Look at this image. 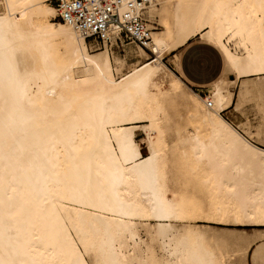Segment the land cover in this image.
Segmentation results:
<instances>
[{
  "label": "bare ground",
  "instance_id": "obj_1",
  "mask_svg": "<svg viewBox=\"0 0 264 264\" xmlns=\"http://www.w3.org/2000/svg\"><path fill=\"white\" fill-rule=\"evenodd\" d=\"M166 7L170 39L153 32V56L125 73L118 56L114 66L107 50L89 53L86 37L55 21L50 0H0V264H147L142 226L161 264H219L198 221L264 226V148L224 118L234 92L222 79L202 96L163 62L200 31L230 70L264 79V0ZM228 30L252 43L245 61L228 50Z\"/></svg>",
  "mask_w": 264,
  "mask_h": 264
},
{
  "label": "rangeland",
  "instance_id": "obj_2",
  "mask_svg": "<svg viewBox=\"0 0 264 264\" xmlns=\"http://www.w3.org/2000/svg\"><path fill=\"white\" fill-rule=\"evenodd\" d=\"M163 1V2H162ZM52 5L55 6L56 0H50ZM172 0H158V3H161L158 7H152L148 10V17L150 21V27L152 29V33L156 32L159 36L163 38L170 39V29L172 28L171 24V12L168 10L166 6L171 4ZM155 8H161V10L154 11ZM169 17V18H168ZM55 21H62L58 16L55 17ZM170 21V23H169ZM167 32V33H166ZM151 33V36L153 35ZM198 35L195 38L201 37L200 31L197 32ZM166 35V36H165ZM256 37V35H254ZM87 40V51L91 54H96L103 50L108 51V55L111 57L113 65H116L115 56H118L121 59L120 65L123 67V71L126 73L130 71L135 65L144 64L148 60L146 58H151L153 55L150 51L148 54L145 53L139 46L135 43L124 42L121 46H113L105 45L104 47H100L94 45L90 40ZM153 40V39H152ZM151 40V41H152ZM208 40V39H206ZM199 41V40H198ZM201 41V40H200ZM209 41V40H208ZM115 43V42H113ZM162 43H166L163 41ZM254 45H257V41L253 42ZM226 45L229 51H231L236 58L243 62L245 61L249 50L252 48V43L244 40L240 35H236L232 30H228L226 32ZM178 48L172 49L167 52L165 55L163 62L167 66L166 70L175 71V60L177 59V55L180 51ZM223 51V50H222ZM224 53V52H223ZM140 55V56H139ZM225 57V53H224ZM226 59V58H225ZM238 69L230 70L229 67H226L225 70V87L227 90H231L234 92L238 91L237 94V105H241L239 109L245 116V121L238 125H235L231 121L230 114L224 111L222 114L224 118H226L231 125L240 131L246 138L253 141L257 146L264 148V111L263 107H260V104L257 103V95L264 94V79H258L255 76L250 75H240ZM115 77L117 79L121 78V75L117 74V71H114ZM224 76V75H223ZM222 76V77H223ZM221 77V78H222ZM220 78V79H221ZM234 80V81H231ZM240 81V82H239ZM189 85V84H188ZM190 86V85H189ZM194 91L201 94L202 96H210L212 95V91L214 86L212 84L206 86L203 91L197 90V88H193ZM245 93L246 98L242 97V93ZM260 92V93H259ZM233 94V98H234ZM257 103V104H256ZM259 105V106H256ZM183 114L186 117V106H183ZM258 107V108H257ZM180 109V108H179ZM139 125V126H138ZM186 127L188 125L187 120L185 121ZM128 127H133L135 134L134 139L137 144L140 145L142 153H147L146 148V138L145 133L141 130L140 124L128 125ZM204 129V128H203ZM186 165L180 166L176 170V175L178 177V181L180 182V186L182 189H186ZM193 183L188 184L191 190H194L200 198L204 201L205 206L208 207V193L205 188H201L199 186V182L196 179H193ZM197 225L201 226L205 232V243L207 246L212 247L217 254L219 253V264H264V226L253 225L250 222H247L242 225H233V224H217L212 222H207L205 220H200L197 222ZM146 227H140V234L142 238L146 241V244L154 246V254L148 255L149 260L147 264H161L165 261V255L160 250L156 241L153 240V237L149 238L150 235ZM181 230V229H180ZM148 235V237H147ZM210 235V236H209ZM217 240V241H216ZM215 241V242H214ZM150 242V243H149ZM145 247V246H144ZM158 248V251L157 248ZM219 248V249H217ZM157 258H156V256ZM159 254V255H158ZM154 256V258H152ZM161 257V258H159ZM161 261L159 262V260ZM158 260V261H157ZM151 261V263H150ZM157 261V262H156ZM159 262V263H158Z\"/></svg>",
  "mask_w": 264,
  "mask_h": 264
},
{
  "label": "built area",
  "instance_id": "obj_3",
  "mask_svg": "<svg viewBox=\"0 0 264 264\" xmlns=\"http://www.w3.org/2000/svg\"><path fill=\"white\" fill-rule=\"evenodd\" d=\"M152 1L56 0L55 6L62 21L98 46L131 42L148 50L152 29L147 10Z\"/></svg>",
  "mask_w": 264,
  "mask_h": 264
},
{
  "label": "crops",
  "instance_id": "obj_4",
  "mask_svg": "<svg viewBox=\"0 0 264 264\" xmlns=\"http://www.w3.org/2000/svg\"><path fill=\"white\" fill-rule=\"evenodd\" d=\"M208 40L201 36L185 42L179 47L178 51L180 52L176 54L177 59L175 60L174 72L187 85L201 91L210 84H216L227 74H224L228 66L225 51L219 45ZM237 94L238 91L234 94L232 105L225 110L230 114L231 121L235 125L245 121V116L235 108Z\"/></svg>",
  "mask_w": 264,
  "mask_h": 264
}]
</instances>
